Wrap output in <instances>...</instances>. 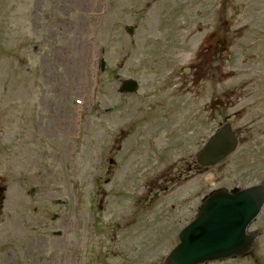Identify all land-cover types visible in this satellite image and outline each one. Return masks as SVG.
Returning a JSON list of instances; mask_svg holds the SVG:
<instances>
[{
    "label": "rangeland",
    "instance_id": "obj_1",
    "mask_svg": "<svg viewBox=\"0 0 264 264\" xmlns=\"http://www.w3.org/2000/svg\"><path fill=\"white\" fill-rule=\"evenodd\" d=\"M81 1L0 0V264H162L212 184L264 185V0L224 2L228 87L240 89L224 115L241 147L212 174L173 183L164 178L222 121L208 106L219 80L212 95L203 83L192 93L186 80L210 25L220 27V1H188L183 16L176 0ZM81 67H89L84 88ZM125 79L139 83L137 92L119 94ZM155 96L159 112L171 109V132L150 130ZM252 229L261 236L247 258L209 264H264V209Z\"/></svg>",
    "mask_w": 264,
    "mask_h": 264
},
{
    "label": "water",
    "instance_id": "obj_2",
    "mask_svg": "<svg viewBox=\"0 0 264 264\" xmlns=\"http://www.w3.org/2000/svg\"><path fill=\"white\" fill-rule=\"evenodd\" d=\"M126 32L133 34L127 27ZM105 63L102 61L101 69ZM137 83L123 82L121 93H133ZM239 148V137L230 123L224 124L196 155L207 168L224 162ZM35 191L33 189L32 193ZM4 189H0V210ZM264 206V186L243 190L219 189L207 196L195 219L179 234L178 245L163 264H205L231 257H243L256 245L258 233L248 232Z\"/></svg>",
    "mask_w": 264,
    "mask_h": 264
},
{
    "label": "flooded vegetation",
    "instance_id": "obj_3",
    "mask_svg": "<svg viewBox=\"0 0 264 264\" xmlns=\"http://www.w3.org/2000/svg\"><path fill=\"white\" fill-rule=\"evenodd\" d=\"M76 1L77 4L80 0H73ZM107 1H112V0H107ZM137 1H154V0H137ZM158 1V0H157ZM160 1V0H159ZM165 1V0H161ZM168 1V0H166ZM176 4L179 6V16H183L185 14L186 10H189L192 7V4L187 3L188 1H201V0H176ZM220 5H219V21H220V27L219 23L218 27L215 29L213 28L212 25V30L210 31L209 37L206 39V47L204 48L203 55L200 56L199 58H195L192 60L190 63V75L186 79L187 82L189 81L190 83V89L192 93H195V89L198 86V84H207L209 85V93L212 95L213 93V81L214 79H218L220 82V94L215 95V99L210 96L209 100V112L212 113L214 110L213 108V102L214 100L220 98L221 101V107L217 108L222 111V121L221 124L224 121H228L231 119L230 115H227L226 111L229 109L234 108V99H237L240 97V89L235 87L232 90L229 89L228 83H229V76L228 72L226 71V59L230 55V47H229V20L227 16V7L225 6L224 2L227 3L229 0H219ZM175 2V1H173ZM193 22H190L188 26H191ZM214 62V63H213ZM215 70L219 73H213L212 70ZM160 98V99H159ZM162 97L155 96V99L153 100V107H151V111L146 113V118L147 122L152 124L150 127V130L155 129L156 127L158 128L159 131H163V127H166L167 130L164 131L165 133L171 132L173 129L172 123L171 122V117H172V112L171 109H168L165 112H159L163 110L165 106L159 105L162 104L163 102L161 101ZM155 101V102H154ZM218 103V102H217ZM159 105V106H158ZM169 108V107H168ZM194 111V109H192ZM187 113V112H186ZM192 118V111L189 110V113L187 115L188 121L191 120ZM156 122H158V125H154ZM160 126V127H159ZM148 132V131H147ZM148 135V133H147ZM157 135V133L154 134H149L148 138L151 140ZM175 133L173 135H168L169 138H173ZM195 145V144H194ZM121 147L119 146V150ZM190 149V148H189ZM190 153V151H188ZM138 159L132 160L131 165L135 167V164L137 163ZM110 166L111 168L114 169L117 167V162L110 159ZM141 164L143 166L140 167L141 172L143 171L142 168L145 166L146 167V160L141 159ZM125 167V165H124ZM112 169H109V173H112ZM125 172L126 175V169H122ZM194 171L195 173L197 172V162H196V147L193 149V153L186 155L184 154L180 160L179 164L177 166V169L172 173L171 177L169 178H164V182L167 183H173L174 181L180 182L184 180V182H189L191 180L190 174L191 172ZM213 170L208 169L206 170L205 173L212 174ZM130 175V174H129ZM144 175V174H143ZM143 178V176H141ZM147 181L145 182V184ZM148 185H145L142 187V194L144 193L145 189L147 188ZM116 193H114L115 195ZM195 194V193H193ZM113 197V194H111V198ZM114 200V197L113 199ZM138 206V205H137ZM133 204L132 208L134 209V212L138 211V207ZM102 209V207H101ZM104 211V208L101 210ZM194 212L189 211V215Z\"/></svg>",
    "mask_w": 264,
    "mask_h": 264
},
{
    "label": "bare ground",
    "instance_id": "obj_4",
    "mask_svg": "<svg viewBox=\"0 0 264 264\" xmlns=\"http://www.w3.org/2000/svg\"><path fill=\"white\" fill-rule=\"evenodd\" d=\"M82 2H83V0L81 1V3ZM87 4L93 5V2H91V0H85V5H87ZM85 44H86V42L83 41L82 42V46H84L83 49L86 47ZM77 70H78V67H77ZM88 75H89V67L85 68V69L81 67V76L77 75L78 76L77 77L78 82L80 83V88H84L85 85L88 84V82H89ZM81 80L83 81V84L81 83Z\"/></svg>",
    "mask_w": 264,
    "mask_h": 264
}]
</instances>
